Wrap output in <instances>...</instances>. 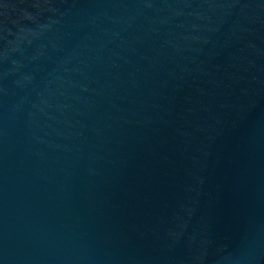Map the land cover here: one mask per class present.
<instances>
[{
    "label": "water",
    "instance_id": "obj_1",
    "mask_svg": "<svg viewBox=\"0 0 264 264\" xmlns=\"http://www.w3.org/2000/svg\"><path fill=\"white\" fill-rule=\"evenodd\" d=\"M0 264H264V0H0Z\"/></svg>",
    "mask_w": 264,
    "mask_h": 264
}]
</instances>
